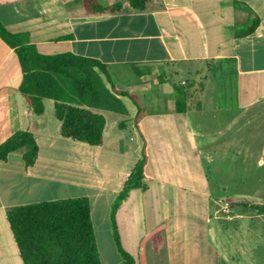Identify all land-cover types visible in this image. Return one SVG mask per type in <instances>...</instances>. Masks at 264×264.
Returning <instances> with one entry per match:
<instances>
[{
  "label": "crops",
  "instance_id": "crops-1",
  "mask_svg": "<svg viewBox=\"0 0 264 264\" xmlns=\"http://www.w3.org/2000/svg\"><path fill=\"white\" fill-rule=\"evenodd\" d=\"M98 1L121 11L87 15L83 0H0L9 32L25 34L42 54L107 64L116 90L134 94L146 111L137 127V110L119 97L126 114L98 110L105 118L100 146L65 139L55 115L46 116L49 99L42 115L28 107L19 59L0 38V144L23 130L38 145L30 167L23 150L0 160V264H24L9 208L76 197L89 199L101 264H123L111 206L143 151L145 188L131 189L115 216L136 264H264V213L252 207L264 198L228 212L234 198L214 199L205 176L217 146L237 158L245 141L264 140V0H152L143 13L127 0ZM251 17L259 23L245 35ZM176 87L185 93L184 113ZM112 113L129 117L141 144L127 121L109 124Z\"/></svg>",
  "mask_w": 264,
  "mask_h": 264
},
{
  "label": "trees",
  "instance_id": "trees-1",
  "mask_svg": "<svg viewBox=\"0 0 264 264\" xmlns=\"http://www.w3.org/2000/svg\"><path fill=\"white\" fill-rule=\"evenodd\" d=\"M138 13L153 9L152 0H127ZM87 15L117 14L120 4L102 6L98 0H83ZM252 33L259 19H249ZM1 40L14 49L22 69L19 90L33 114L42 115L45 99L54 102V115L60 122V135L65 139L90 146L103 142L105 118L98 110L126 114L119 97H128L136 107L134 124L138 127L146 111L138 98L116 90L107 64L98 59L68 53L46 55L30 44L25 34H13L0 23ZM179 113L186 111L185 93L175 88ZM23 150L26 167L34 165L38 145L29 131L19 130L0 144V160L10 153ZM145 151L126 180L123 190L111 206L113 238L123 264H136L124 251L116 224L119 206L131 189H144ZM264 213V206L252 205ZM11 231L24 264H101L96 245L87 197L19 205L7 210Z\"/></svg>",
  "mask_w": 264,
  "mask_h": 264
},
{
  "label": "rangeland",
  "instance_id": "rangeland-1",
  "mask_svg": "<svg viewBox=\"0 0 264 264\" xmlns=\"http://www.w3.org/2000/svg\"><path fill=\"white\" fill-rule=\"evenodd\" d=\"M181 80L182 78H178ZM176 79V81H178ZM245 86H248L246 80ZM126 107L130 112H134L136 107L129 98H123ZM46 116L52 120L54 118L53 101L49 100ZM119 121H127L128 131L134 133V141L138 144L142 143V139L137 135V130L129 120V117L117 114L109 115V124L111 125L115 119ZM216 146V145H215ZM217 156L214 157L211 164L206 165L205 176L209 180L212 187L213 198L225 197L234 198L232 204L227 206L228 212L242 201L248 204L264 198V140L245 141L243 152L236 158L232 150H224L217 146ZM215 152V151H213ZM213 155V154H212ZM238 198L241 201H235ZM217 203V208L219 207ZM233 205V207H232ZM247 212H252L248 208Z\"/></svg>",
  "mask_w": 264,
  "mask_h": 264
}]
</instances>
